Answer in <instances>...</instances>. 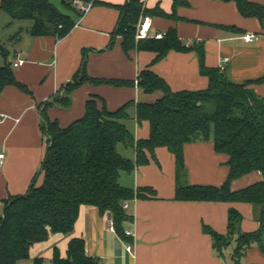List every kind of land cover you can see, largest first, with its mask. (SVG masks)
<instances>
[{
  "label": "crops",
  "instance_id": "1",
  "mask_svg": "<svg viewBox=\"0 0 264 264\" xmlns=\"http://www.w3.org/2000/svg\"><path fill=\"white\" fill-rule=\"evenodd\" d=\"M128 0H96L84 15H75L76 25L65 36L31 33L32 23L15 22L13 33L6 40L14 43V50L0 42L7 50L5 57L0 49V64L9 62L18 81L27 86L8 85L0 93V151L6 156L0 164V217L6 201L15 195L25 194L31 186L41 184V168L48 147L42 129L44 103L51 120L66 127L84 116L88 99L95 97L100 107L117 110L128 102L129 118L124 122L136 139L150 136V122L137 119V104L152 103L164 95L162 90L146 92L136 85L139 74L150 69L169 84L173 91L203 90L209 86V77L202 74L195 49H171L157 59L151 49L123 48V37L113 36L120 18L118 5ZM150 10L174 12V0H141ZM188 5L176 9L177 16L150 14L153 30L167 32L176 29L179 38L187 45L203 43L208 67L220 68L223 58L229 57L227 74L236 83L254 80L253 88L264 95V26L257 17H246L236 1L187 0ZM264 4V0H251ZM1 3V0H0ZM1 12H6L0 10ZM7 13V12H6ZM11 17V16H10ZM12 18V17H11ZM143 19H139L138 25ZM14 21V20H12ZM14 23V22H12ZM24 24V25H23ZM246 33L258 38L246 41ZM86 57V72L93 78L135 80V85L116 86L108 83L84 82L77 86L70 104L55 103L54 96L65 94V86ZM18 59L24 63L15 66ZM4 62V63H3ZM124 156L136 160V150L124 143L118 145ZM150 162L136 165L132 171H123L120 183L130 188L150 186L156 195L149 199L127 200L130 217L124 229L132 235L123 237L114 226L112 213H101L91 205H83L74 231L63 235V247L54 245L51 254L39 257L52 258L55 248L67 256L72 238H83L88 256L99 264H238L233 257L237 242L225 247L222 254L215 248L211 234L204 231L208 225L220 234L228 232L229 209L237 208L243 214V232L259 227L256 207L247 202L184 201L176 199L177 164L173 153L165 146L157 147L155 156L147 152ZM186 184L221 186L227 179L229 155L218 152L214 141L199 140L184 145ZM260 171H252L231 182L232 190H239L263 180ZM133 245V251L127 246ZM262 247L254 243L241 256V264H264V235ZM32 248V247H31ZM32 250L30 249V255ZM31 257V256H30ZM38 258V256L33 258ZM32 262V264H33ZM25 264V263H20Z\"/></svg>",
  "mask_w": 264,
  "mask_h": 264
},
{
  "label": "trees",
  "instance_id": "2",
  "mask_svg": "<svg viewBox=\"0 0 264 264\" xmlns=\"http://www.w3.org/2000/svg\"><path fill=\"white\" fill-rule=\"evenodd\" d=\"M231 1V0H226ZM242 15L257 17L264 26V4L251 0H234ZM62 8L52 0H1L0 10L12 19L30 20V31L35 36H65L76 25L79 14L72 0H61ZM187 0H174V12ZM120 8V18L113 36L123 37V48L151 49L157 59L171 49L187 51L195 49L200 60L201 73L209 77V86L203 90L173 91L164 78L150 69L139 74L138 86L146 92L162 90L164 95L155 102H139L137 119L150 122V136L136 139L125 124L129 118L128 102L117 110L100 107L91 97L83 117L66 127L50 119L44 103L42 129L48 139V147L42 164L41 184L34 183L25 194L11 196L0 217V264H20L30 257L31 247L45 241L51 233L70 235L75 228L83 205L97 207L101 213L110 212L116 231L129 237L124 222L130 217L123 203L135 198L149 199L156 195L150 186L136 189L123 186V171H132L136 165L150 162L147 152L155 156L157 147L165 146L174 154L177 164L176 199L184 201L247 202L256 207L259 227L243 232V214L235 207L229 209L228 232L220 234L208 225L204 231L211 234L215 248L222 250L237 242L233 257L238 264L247 248L254 243L262 247L264 235V179L239 190L231 189V182L252 171H260L264 177V95H259L252 84L233 82L227 68L208 67L203 43L187 46L170 29L163 38L136 39L141 16L169 14L161 9L150 10L141 0H128ZM67 10V11H64ZM151 14V15H150ZM2 54L7 50L0 42ZM86 57L73 81L65 86L63 96L55 95L54 102L68 106L73 90L84 82L108 83L116 86L135 85V80L104 79L90 77L86 72ZM8 85L27 86L17 80L9 62L0 65V93ZM212 139L218 152L229 155L230 171L221 186L186 184L184 145L188 142ZM124 143L136 150V160L124 156L118 145ZM45 258L34 259L33 264H44ZM52 264H99L86 252L83 238H72L67 256L55 248Z\"/></svg>",
  "mask_w": 264,
  "mask_h": 264
},
{
  "label": "built area",
  "instance_id": "3",
  "mask_svg": "<svg viewBox=\"0 0 264 264\" xmlns=\"http://www.w3.org/2000/svg\"><path fill=\"white\" fill-rule=\"evenodd\" d=\"M96 0H72V5L77 9L80 15L86 14L94 5ZM153 30V18L151 16H144L141 22L139 23L137 27L136 32V39L140 40L143 38L148 37H155V38H163L166 35V32L161 31H155ZM244 39L248 42L253 41L258 38V35L255 33H246L244 36ZM230 58L225 57L223 58L222 62L220 63V69L224 70L227 68V63L229 62ZM24 63V60L18 59L17 62L14 63L15 66L21 65ZM138 84V80H136V85ZM4 119V116L2 113H0V121ZM6 154L4 151H0V164L4 160ZM123 207L127 209L129 207L128 202L125 201L123 203ZM127 235H132L131 231L126 230ZM128 250L133 251V245L129 244L127 246Z\"/></svg>",
  "mask_w": 264,
  "mask_h": 264
},
{
  "label": "rangeland",
  "instance_id": "4",
  "mask_svg": "<svg viewBox=\"0 0 264 264\" xmlns=\"http://www.w3.org/2000/svg\"><path fill=\"white\" fill-rule=\"evenodd\" d=\"M52 1L57 6L62 8L61 0H52ZM64 11H67V10H64ZM12 20H14V19H12L8 13L1 12V15H0V38L1 39L3 38V41H6L7 47L9 49L14 50L13 47L15 44L12 43V41H10V40L7 41L6 37H7V35L13 33L12 30L14 29V24H16L15 22H19L20 20L19 19H15L14 21H12ZM10 21H12L14 23L10 24L11 23ZM23 22L24 23L25 22L32 23L30 20H25ZM0 57H1V55H0ZM1 58L3 59V61H5L3 58V55ZM0 65H2V64H0ZM63 235H65V234H63ZM63 235L62 236L61 235L56 236V237H50L45 241L35 243L31 248V250H32L31 255H30L31 257H29L28 259L22 260L20 263L32 264L33 258L36 256H38V257L42 256V255H44V256L48 255L49 256L52 252V248L54 245H58L62 248L63 247V245H62ZM66 236H68V235H66ZM44 264H52L51 259L45 258Z\"/></svg>",
  "mask_w": 264,
  "mask_h": 264
}]
</instances>
